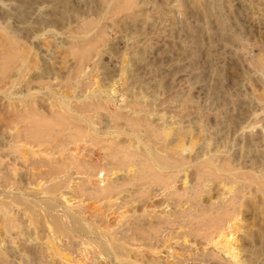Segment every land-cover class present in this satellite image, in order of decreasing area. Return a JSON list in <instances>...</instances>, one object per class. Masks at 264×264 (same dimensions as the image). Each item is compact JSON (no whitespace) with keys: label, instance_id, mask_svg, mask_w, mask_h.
<instances>
[{"label":"rangeland","instance_id":"obj_1","mask_svg":"<svg viewBox=\"0 0 264 264\" xmlns=\"http://www.w3.org/2000/svg\"><path fill=\"white\" fill-rule=\"evenodd\" d=\"M0 264H264V0H0Z\"/></svg>","mask_w":264,"mask_h":264},{"label":"bare ground","instance_id":"obj_2","mask_svg":"<svg viewBox=\"0 0 264 264\" xmlns=\"http://www.w3.org/2000/svg\"><path fill=\"white\" fill-rule=\"evenodd\" d=\"M91 47V45H89ZM88 46V48H89ZM86 48V47H85ZM93 48V47H92ZM77 49H81V48H78ZM75 49V50H77ZM91 49V48H90ZM89 49V50H90ZM74 50V51H75ZM92 51V50H91ZM90 51V52H91ZM76 53V55L78 56L79 58V61L81 63H83L82 61L86 58L87 56V51L86 50H77V52H74ZM75 55V56H76ZM76 56V57H77ZM88 57V56H87ZM87 61V60H86ZM5 63V61H4ZM79 63V62H78ZM64 101V100H63ZM62 101V102H63ZM69 103V102H68ZM66 108V107H65ZM80 108V107H79ZM88 108V107H87ZM82 109V108H81ZM74 112V111H73ZM72 112V113H73ZM59 115V114H58ZM58 115H55V123L56 125L53 127V125H50L46 122H44L42 119H38V118H31L29 117L28 115H26L25 117H21L19 115L20 118H18L17 116V119L20 121V122H23L25 123V131H26V136L27 138L28 137H31L33 138L34 140H38V138H42L43 137H46V135L48 136H60L61 138H68L70 140H74L76 138V133L73 131V128L71 126V124L66 120L64 119V117H61V116H58ZM94 116V115H93ZM66 118V117H65ZM16 119V120H17ZM68 119V118H67ZM93 119V118H92ZM73 120V118H72ZM71 120V121H72ZM17 121V122H19ZM70 121V122H71ZM138 121V120H137ZM19 122V123H20ZM73 122V121H72ZM139 123V122H138ZM135 124V123H134ZM137 124V122H136ZM141 124V123H140ZM91 125V124H90ZM89 126V125H88ZM133 126V125H132ZM140 126V125H139ZM147 126V125H146ZM134 127V126H133ZM136 127V126H135ZM148 127V126H147ZM136 129V128H135ZM149 129V128H148ZM134 130V129H133ZM150 130V129H149ZM153 130V129H151ZM78 132V131H77ZM136 132V131H135ZM152 132V133H151ZM149 134L150 136L153 138V139H157L156 138V135L155 133L157 132H154L151 131ZM25 134V133H24ZM138 134V133H137ZM26 138V137H25ZM150 139V138H149ZM84 141V140H83ZM80 144V143H79ZM82 145V144H81ZM85 146V144H84ZM52 147V146H51ZM147 148V147H146ZM148 149V148H147ZM110 151L107 153V156L108 158L111 160V162H113L114 164L118 165V166H124V165H127L130 163L131 164H138L139 165V173H137V177L138 179H151V180H157L159 177L154 174V171L153 169L155 168L154 167V163H156L158 166H160L161 168L163 167H169L170 165V158L169 157V160H167L168 158L166 157L165 159L163 157H158V156H155L154 157V162L153 161H150V159L148 160L147 158H145V156L143 158H138L136 157L132 152H128L127 150L123 149L122 147L119 148V147H113V148H110L109 149ZM148 152V151H147ZM138 156V154H137ZM140 156V155H139ZM169 156V155H168ZM108 160V159H107ZM212 164V163H211ZM113 166V165H112ZM209 166H211L209 164ZM89 167V166H88ZM206 167V166H205ZM221 169H224V168H221ZM202 170V169H201ZM219 170V169H217ZM138 171V170H137ZM215 171V170H214ZM220 171V170H219ZM205 172V171H203ZM217 172V171H216ZM209 173V172H208ZM207 173V174H208ZM136 176V175H135ZM209 176L212 177L211 174H209ZM201 177V176H200ZM208 178V177H207ZM202 179V178H201ZM135 180V179H134ZM138 181V180H137ZM152 182V181H151ZM210 210V209H209ZM222 210L226 211L225 209H223L222 207ZM220 212V213H215L216 215L214 216V218L211 216L210 212L213 213L212 211H209V213H205L207 211L204 212V214H201L199 216H197V219L195 220L196 223H209V224H212L214 225V227H217L218 228L219 224L221 225V222L223 221V219L225 218L226 216V213L228 212ZM192 213V212H191ZM191 213H187V214H191ZM194 214V213H193ZM192 215V214H191ZM195 215V214H194ZM198 215V214H197ZM212 218H211V217ZM193 217V216H192ZM190 221V220H188ZM203 225V224H202ZM206 227V226H205ZM210 227V226H209ZM209 227L207 226V228L209 229ZM211 228V227H210ZM155 230V229H154ZM153 231V230H152ZM143 231H141V234H142ZM145 232V231H144ZM155 233V232H154ZM226 245V244H225Z\"/></svg>","mask_w":264,"mask_h":264}]
</instances>
